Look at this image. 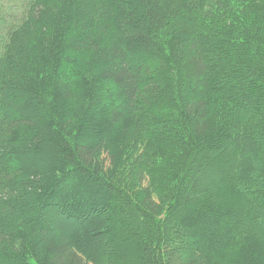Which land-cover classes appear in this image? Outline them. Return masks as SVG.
Returning <instances> with one entry per match:
<instances>
[{
	"label": "trees",
	"instance_id": "16d2710c",
	"mask_svg": "<svg viewBox=\"0 0 264 264\" xmlns=\"http://www.w3.org/2000/svg\"><path fill=\"white\" fill-rule=\"evenodd\" d=\"M0 264H264V0H0Z\"/></svg>",
	"mask_w": 264,
	"mask_h": 264
},
{
	"label": "rangeland",
	"instance_id": "374dc122",
	"mask_svg": "<svg viewBox=\"0 0 264 264\" xmlns=\"http://www.w3.org/2000/svg\"><path fill=\"white\" fill-rule=\"evenodd\" d=\"M208 174V173H207Z\"/></svg>",
	"mask_w": 264,
	"mask_h": 264
}]
</instances>
